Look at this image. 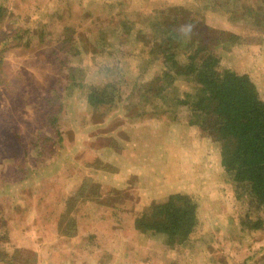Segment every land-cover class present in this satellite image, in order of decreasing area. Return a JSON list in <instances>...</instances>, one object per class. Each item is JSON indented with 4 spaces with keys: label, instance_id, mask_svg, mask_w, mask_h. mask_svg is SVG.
<instances>
[{
    "label": "rangeland",
    "instance_id": "374dc122",
    "mask_svg": "<svg viewBox=\"0 0 264 264\" xmlns=\"http://www.w3.org/2000/svg\"><path fill=\"white\" fill-rule=\"evenodd\" d=\"M228 1L0 0V126L18 136H0V264H264V206L255 213L238 199L217 145L199 137L187 113L172 118L159 98H141L160 67L142 65L126 45L152 35L165 3L207 4L202 23L241 41L219 51L222 64L248 75L264 103V22L239 18ZM68 37L70 52L58 49ZM110 82L118 106H91L86 87ZM82 182L110 188L115 199L111 208L79 204L71 231L68 197ZM177 193L198 204L199 224L186 240L170 245L136 231V218ZM245 216L259 219V229L241 227Z\"/></svg>",
    "mask_w": 264,
    "mask_h": 264
},
{
    "label": "trees",
    "instance_id": "16d2710c",
    "mask_svg": "<svg viewBox=\"0 0 264 264\" xmlns=\"http://www.w3.org/2000/svg\"><path fill=\"white\" fill-rule=\"evenodd\" d=\"M228 3L239 14V18L251 17L264 22V0H255V6L249 4V0H229ZM163 7V10L155 13L158 18L152 26L150 37L138 34L136 42L140 46L126 43L132 51L128 55L136 57L142 65H151L152 62L160 67L154 78L145 82L148 87L143 90L141 98L144 101L152 98L158 101L159 98L163 108L171 115L187 113L188 124L196 128L199 137L207 138L217 145L218 164L226 176V182L232 186L238 199L246 198L245 205L248 209L254 208L257 213L264 206V103L259 99L248 75L239 74L223 65V56L219 53L241 41L231 32L216 31L202 23L201 14L208 7L207 4H199L196 9L190 10L167 3ZM179 27L189 29L190 37L187 40L181 39ZM70 45L68 37L58 49L63 46L67 51ZM149 55L151 58L148 59ZM71 77L72 74L69 81L74 83ZM137 79L138 83L141 82V75ZM3 82L0 78V84ZM178 83L190 85L191 91L189 88L179 90ZM114 86V82L102 88L87 86L85 98L93 107L115 109L121 96L119 89ZM145 93L151 96L147 94L145 97ZM1 114L0 122L6 121V115ZM8 124L9 121L4 125ZM4 131L18 138L12 128L0 126V136ZM21 149L26 156V147L21 145ZM110 190L92 182H82L68 197V229L76 230V207L87 199L95 200L98 205L108 204L111 208L108 200L111 198L110 201H113L114 197ZM116 200L112 210L119 205V199ZM62 216L56 217V223L60 226L59 221H65ZM198 224V204L190 196L179 193L152 204L147 212L134 221L136 231L162 235L170 245L181 244ZM240 225L246 229H259L260 220L250 222L245 216ZM63 226L60 230H64ZM2 237L7 239L5 233H2Z\"/></svg>",
    "mask_w": 264,
    "mask_h": 264
}]
</instances>
